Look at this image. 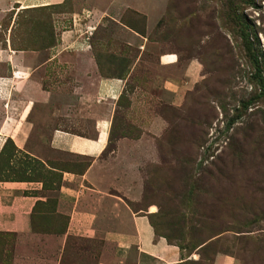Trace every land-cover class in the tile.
<instances>
[{
    "label": "rangeland",
    "instance_id": "1",
    "mask_svg": "<svg viewBox=\"0 0 264 264\" xmlns=\"http://www.w3.org/2000/svg\"><path fill=\"white\" fill-rule=\"evenodd\" d=\"M94 5L105 12L92 39L101 71L125 75L141 61L114 116L102 180L110 187L103 198H73L102 214L108 207L101 206H111L113 220L124 219V208L147 214L159 234L180 245L181 262L214 264L225 255L237 264H264V0ZM74 8L83 13V3L20 12L13 40L29 47L56 42L54 19L68 23L64 13ZM12 14L0 16V44ZM166 55L174 62L163 63ZM49 153L45 164L10 140L0 153L1 179L44 183L36 191L47 197L36 202L38 231L64 229L69 218L57 212L62 180L51 167L83 174L89 163ZM8 237L0 234V255Z\"/></svg>",
    "mask_w": 264,
    "mask_h": 264
},
{
    "label": "crops",
    "instance_id": "2",
    "mask_svg": "<svg viewBox=\"0 0 264 264\" xmlns=\"http://www.w3.org/2000/svg\"><path fill=\"white\" fill-rule=\"evenodd\" d=\"M99 1L0 0V16L13 13L4 34L6 41L0 44V153L11 140L17 151L45 164L50 160L49 152L90 161L83 174L51 167L61 173L62 180L57 212L69 216L62 232L55 227L36 230V202L47 199L36 193L44 189L41 179L0 178V234L8 235L10 240L4 243L0 264L181 262L179 247L156 234L147 214H134L124 208V219L113 220L111 206H101L108 207L102 214L94 208L98 206L73 198L80 192L103 198L105 195L100 193L110 187L102 180L109 171L105 156L114 116L127 82L141 61L134 60L123 77L107 76L101 71L92 39L105 12L97 5L89 6ZM78 3H83V13L75 8L64 13L71 15L68 23L54 19L57 39L53 44L27 48L12 45L20 12L68 4L76 7ZM91 29L93 35L88 39ZM161 61L173 63L174 59L166 55ZM122 143L123 139L118 140L119 146ZM113 224L117 229L112 228ZM230 258L218 255L215 264H237Z\"/></svg>",
    "mask_w": 264,
    "mask_h": 264
},
{
    "label": "trees",
    "instance_id": "3",
    "mask_svg": "<svg viewBox=\"0 0 264 264\" xmlns=\"http://www.w3.org/2000/svg\"><path fill=\"white\" fill-rule=\"evenodd\" d=\"M27 11H31V10H27ZM27 11H24V12H27ZM23 12V13H24ZM19 16V15H18ZM16 24H17V26L16 27H18V26H20V21H18L17 22V20H16ZM53 30H54V27H53ZM14 38H13V33H12V45L14 46H16V47H26L27 48V46L25 45V44H22V42H19V43H17L16 44V41L15 40H13ZM44 42H42V44H43ZM51 44H53L52 42H50V43H48L47 45H51ZM14 46V47H15ZM126 75V74H125ZM124 74L123 75H121V76H115V77H123V76H125ZM245 104H246V102H245ZM247 105V104H246ZM113 128H114V122H113V127H112V131H111V134H110V141H111V136H112V132H113ZM11 141V140H10ZM13 143V142H12ZM109 144H110V142H109ZM109 144H108V146H109ZM14 145V144H13ZM108 148V147H107ZM107 150V149H106ZM90 165V161H89V163H88V166ZM87 166V167H88ZM60 187V186H59ZM35 213H36V207H35ZM34 213V214H35ZM68 220H69V218H68ZM150 222H151V224H152V226L154 227V229H155V232H156V234L157 235H159V236H163V237H165L171 244H174V245H176V246H180L179 244H177V243H174L173 241H172V237L170 236V235H168V236H165V235H163V234H159L158 233V229H157V227H156V224L153 222V221H151V219H150ZM67 224H68V221H67ZM67 224H66V226H67ZM66 226H65V228L64 229H61V231L60 232H62V231H64L65 229H66ZM54 230H55V228H54ZM217 257V256H216ZM216 257H215V259L213 260V262H214V264H215V261H216ZM206 258H208V257H206ZM194 262L193 261H190V260H187V261H183V262H180V263H178V264H193Z\"/></svg>",
    "mask_w": 264,
    "mask_h": 264
},
{
    "label": "built area",
    "instance_id": "4",
    "mask_svg": "<svg viewBox=\"0 0 264 264\" xmlns=\"http://www.w3.org/2000/svg\"><path fill=\"white\" fill-rule=\"evenodd\" d=\"M93 35V30H89V36H88V39L90 38V36ZM90 46V45H89Z\"/></svg>",
    "mask_w": 264,
    "mask_h": 264
}]
</instances>
